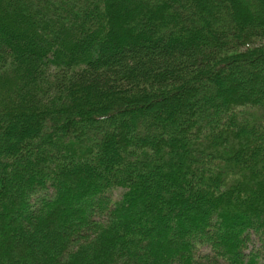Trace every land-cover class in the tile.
Returning <instances> with one entry per match:
<instances>
[{
    "label": "trees",
    "instance_id": "16d2710c",
    "mask_svg": "<svg viewBox=\"0 0 264 264\" xmlns=\"http://www.w3.org/2000/svg\"><path fill=\"white\" fill-rule=\"evenodd\" d=\"M262 250L264 0H0V264Z\"/></svg>",
    "mask_w": 264,
    "mask_h": 264
},
{
    "label": "rangeland",
    "instance_id": "374dc122",
    "mask_svg": "<svg viewBox=\"0 0 264 264\" xmlns=\"http://www.w3.org/2000/svg\"><path fill=\"white\" fill-rule=\"evenodd\" d=\"M259 248V244L258 242L256 241V239H252L249 247H248V251L251 250V249H258ZM260 249V248H259ZM264 252V250H262ZM258 264H264V255H262V258H260V260L258 261Z\"/></svg>",
    "mask_w": 264,
    "mask_h": 264
}]
</instances>
